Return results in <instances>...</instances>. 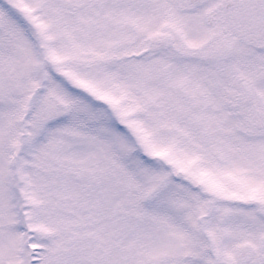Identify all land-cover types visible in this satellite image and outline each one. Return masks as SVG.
<instances>
[{
	"label": "snow or ice",
	"instance_id": "obj_1",
	"mask_svg": "<svg viewBox=\"0 0 264 264\" xmlns=\"http://www.w3.org/2000/svg\"><path fill=\"white\" fill-rule=\"evenodd\" d=\"M0 264H264V0H0Z\"/></svg>",
	"mask_w": 264,
	"mask_h": 264
}]
</instances>
